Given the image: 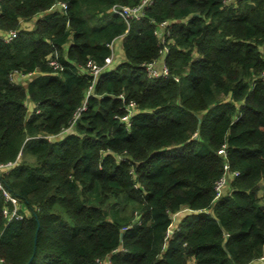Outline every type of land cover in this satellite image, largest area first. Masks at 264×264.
Returning <instances> with one entry per match:
<instances>
[{"label": "trees", "instance_id": "obj_1", "mask_svg": "<svg viewBox=\"0 0 264 264\" xmlns=\"http://www.w3.org/2000/svg\"><path fill=\"white\" fill-rule=\"evenodd\" d=\"M139 2L0 0V162H19L1 178L26 214L7 221L0 189L10 264H260L264 0H154L129 23L112 11ZM164 20L169 75L151 78ZM119 37L123 60L88 94L83 68Z\"/></svg>", "mask_w": 264, "mask_h": 264}, {"label": "built area", "instance_id": "obj_2", "mask_svg": "<svg viewBox=\"0 0 264 264\" xmlns=\"http://www.w3.org/2000/svg\"><path fill=\"white\" fill-rule=\"evenodd\" d=\"M154 0H140V2L135 5V6H128V5H122V4H114L112 6V11L113 13L119 15L121 18H123L126 22H130L134 19H140L143 14L144 11L146 10L147 7H149ZM181 23H186L185 20H181ZM172 24L173 22L170 20H164L160 23H158V25L156 26V28L154 29V33L158 36L160 43L162 44V48L160 50V56L154 60V61H150L144 64L147 74L149 77L151 78H161V77H168L169 75V69L168 66L166 65V61H165V57H166V53L168 51V47L166 45V41L167 38L169 37L170 33H171V28H172ZM17 31L16 30H10L7 33L2 35V38L5 41H10L14 36H16ZM117 39V38H116ZM116 39L113 40L109 46L111 48V53L110 55H108L105 60L104 63L102 65H99L97 63H94L92 60H88V62L86 63L85 67L83 68V73H87L89 75L92 76V85L90 86L89 90H88V94L90 93L95 81L97 80V78L100 76V74H102L103 72L107 71V70H111L115 67V65H117L118 63H120L122 60H120V56L117 52L116 49ZM262 49L264 52V40L262 43ZM50 64L55 68L58 69L60 67V63L56 60V59H52L50 61ZM22 76L24 75H18L15 74L12 79H16V78H22ZM263 80H264V71L261 74ZM86 107V101L83 103V105L80 107L79 111H77L74 115V121L79 117V112L81 110H84ZM135 105L132 103L129 106L130 111L121 117V120L123 122L126 123L127 126H129L130 124V119L133 113V109H134ZM45 138H48V140H51L53 137L55 136H50V135H43ZM224 148H222L220 150V152H223ZM18 160L17 161H13V162H0V189L3 190L4 192V196H5V200H6V206L3 208V215L4 217L7 219V221H11L13 219H24L26 217V214L24 212H22V207L23 204L20 202V200L14 196L13 194H11L10 192H8L7 190L4 189L3 187V183H2V174L8 172L10 169V167L12 165H18ZM228 169V166L226 165V170ZM239 171H232L231 173L225 172L224 175H222L219 179H217L215 181L214 184V188L216 191V197L218 198L221 194H223L224 190L227 188L228 183H229V178L234 175H238ZM179 212L175 213L172 217H173V223L172 225L168 228L167 230V235L166 237H169L174 230L177 228V226L175 225L176 223H174L175 219H176V215ZM104 263L109 264L110 263V259L106 258L103 260ZM255 262L260 263V264H264V254L258 258ZM254 262V263H255ZM0 264H10L9 262H7L3 257L0 256Z\"/></svg>", "mask_w": 264, "mask_h": 264}, {"label": "crops", "instance_id": "obj_3", "mask_svg": "<svg viewBox=\"0 0 264 264\" xmlns=\"http://www.w3.org/2000/svg\"><path fill=\"white\" fill-rule=\"evenodd\" d=\"M116 49H117V52L120 56V60H123L124 58V54H123V49H122V37H119L116 39ZM32 108L34 107L33 104L30 105Z\"/></svg>", "mask_w": 264, "mask_h": 264}, {"label": "rangeland", "instance_id": "obj_4", "mask_svg": "<svg viewBox=\"0 0 264 264\" xmlns=\"http://www.w3.org/2000/svg\"><path fill=\"white\" fill-rule=\"evenodd\" d=\"M25 25L27 26V27H31L32 25H33V21L31 22H29L28 24H26L25 23ZM226 190V189H225ZM225 190H224V192H225ZM262 194H264V192H261ZM185 209H182L177 215H176V219H175V221H174V223H178L179 221H180V218L184 215V213H185ZM175 225H177V224H175Z\"/></svg>", "mask_w": 264, "mask_h": 264}, {"label": "water", "instance_id": "obj_5", "mask_svg": "<svg viewBox=\"0 0 264 264\" xmlns=\"http://www.w3.org/2000/svg\"><path fill=\"white\" fill-rule=\"evenodd\" d=\"M30 109H32V107L30 106ZM197 137H198V135H197Z\"/></svg>", "mask_w": 264, "mask_h": 264}]
</instances>
